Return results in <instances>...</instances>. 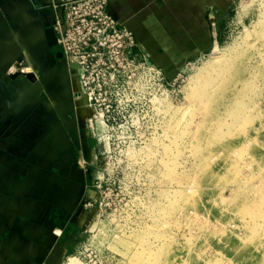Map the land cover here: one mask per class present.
I'll return each instance as SVG.
<instances>
[{
    "label": "rangeland",
    "instance_id": "rangeland-1",
    "mask_svg": "<svg viewBox=\"0 0 264 264\" xmlns=\"http://www.w3.org/2000/svg\"><path fill=\"white\" fill-rule=\"evenodd\" d=\"M217 45L115 116L44 264H264V0H231Z\"/></svg>",
    "mask_w": 264,
    "mask_h": 264
},
{
    "label": "crops",
    "instance_id": "crops-1",
    "mask_svg": "<svg viewBox=\"0 0 264 264\" xmlns=\"http://www.w3.org/2000/svg\"><path fill=\"white\" fill-rule=\"evenodd\" d=\"M230 2L110 0L109 11L135 35L137 58L172 80L219 45ZM54 24L45 0H0V264H44L53 226L74 225L67 214L82 200L84 168L94 163L92 153L75 166L66 157L82 146ZM25 49L38 80L6 74ZM88 138L93 152L98 143L89 131Z\"/></svg>",
    "mask_w": 264,
    "mask_h": 264
},
{
    "label": "built area",
    "instance_id": "built-area-1",
    "mask_svg": "<svg viewBox=\"0 0 264 264\" xmlns=\"http://www.w3.org/2000/svg\"><path fill=\"white\" fill-rule=\"evenodd\" d=\"M45 1L55 13L57 45L78 79L77 100L90 111L88 131L97 142H107L106 133L115 116H124L134 104L142 103L145 79L161 86L167 78L160 68L137 58L135 35L112 16L110 0ZM6 74L39 79L29 51ZM56 234L60 239L61 232Z\"/></svg>",
    "mask_w": 264,
    "mask_h": 264
},
{
    "label": "flooded vegetation",
    "instance_id": "flooded-vegetation-1",
    "mask_svg": "<svg viewBox=\"0 0 264 264\" xmlns=\"http://www.w3.org/2000/svg\"><path fill=\"white\" fill-rule=\"evenodd\" d=\"M53 29L55 30L54 26ZM63 60L62 66H61V71L64 75V79L69 82L71 85V99L73 101V106L75 110V115H76V135L80 140L81 143V150L76 151L75 153L67 154V160L73 162V165L75 166L76 163L78 165L77 159L80 157H83L85 160H89L88 153H92V151L88 148L89 147V138H88V128H87V118L90 115V111L85 107V103L83 101L77 100L76 97V90H77V83H76V77L74 74L70 71L68 68L66 62ZM50 105L54 108L57 107V103L49 101ZM89 177V183H91V172L90 170L85 171ZM88 183V184H89ZM87 184V185H88ZM81 202V201H80ZM80 202H75L74 204V210L71 213H68L67 215L70 216L71 222L74 224L73 226H76V219L75 216L79 213V204ZM72 227L70 225H66L65 227H58V226H53L52 228V233L53 236L56 238L54 241V245L60 244L61 238L69 231ZM56 232H61V238L59 239L57 237Z\"/></svg>",
    "mask_w": 264,
    "mask_h": 264
},
{
    "label": "bare ground",
    "instance_id": "bare-ground-1",
    "mask_svg": "<svg viewBox=\"0 0 264 264\" xmlns=\"http://www.w3.org/2000/svg\"><path fill=\"white\" fill-rule=\"evenodd\" d=\"M216 49H217L216 51H218V45H217ZM75 80H76V83H78V79L76 78ZM99 124H100V128H103V121L102 120H100ZM56 260L57 259H56V255H55L54 257H52V259L49 261L48 264H56V262H57V264H62L61 261H56Z\"/></svg>",
    "mask_w": 264,
    "mask_h": 264
},
{
    "label": "water",
    "instance_id": "water-1",
    "mask_svg": "<svg viewBox=\"0 0 264 264\" xmlns=\"http://www.w3.org/2000/svg\"><path fill=\"white\" fill-rule=\"evenodd\" d=\"M25 51H29V50H28V49H25ZM29 53H30V52H29ZM30 54H31V53H30ZM17 60H19V58L16 59L14 62H16ZM14 62H13V63H14ZM32 62H33V59H32ZM13 63H12V64H13ZM9 67H10V66H9ZM9 67H8V68H9ZM8 68H7V70H8ZM7 70H6V72H7ZM35 71H36V73H37V75H38V77H39V79H40V75H39V73L37 72L36 69H35ZM30 77H32V76H28V77H26V78H30Z\"/></svg>",
    "mask_w": 264,
    "mask_h": 264
}]
</instances>
